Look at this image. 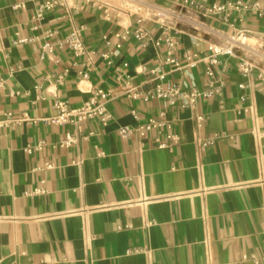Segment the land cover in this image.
<instances>
[{"label":"crops","instance_id":"crops-1","mask_svg":"<svg viewBox=\"0 0 264 264\" xmlns=\"http://www.w3.org/2000/svg\"><path fill=\"white\" fill-rule=\"evenodd\" d=\"M46 1L0 0V264H264V0H242L249 8L234 25L185 0H50L37 16ZM166 25L183 63L232 36L249 45L220 56L219 91L193 105L133 98L125 82L147 90L158 81L143 66L165 72L164 83L216 88L203 61L165 63L156 40ZM74 30L84 54L61 43ZM46 41L54 47L43 54ZM243 56L256 63L249 74ZM95 88L108 93V122L79 130L45 120L57 100L79 106ZM161 113L171 122L162 132L119 133ZM67 133L77 139L63 146Z\"/></svg>","mask_w":264,"mask_h":264},{"label":"built area","instance_id":"built-area-1","mask_svg":"<svg viewBox=\"0 0 264 264\" xmlns=\"http://www.w3.org/2000/svg\"><path fill=\"white\" fill-rule=\"evenodd\" d=\"M186 4H189L191 7L195 8L199 12L203 13L205 16H215L221 18L224 22L234 25L239 19V14L245 12L249 8V3L243 2L242 0H228L225 2H214L209 5H204L198 2L185 0ZM19 6H24V2L18 4ZM55 3L53 1H46L42 4L37 11V16H42L43 12L46 9L53 8ZM234 13L237 15L234 16ZM169 25H166L165 28V36L163 38H159L156 40L157 43L164 41L167 45V56L165 58V63L173 66L176 69H184L186 67L192 68L197 66L199 61H203L206 66V72L211 77V86L216 88L211 89H199L197 86L193 84H188L185 81L180 82H168L164 83L166 79L165 72H159L157 68H149L147 66H143V71L148 72L152 75H155L158 79L157 83L147 90H142L138 86L132 85L129 81L125 82L122 85V88L125 89L129 96L133 98H142L144 100H149L152 98H163L166 101L173 105L176 104L179 98L184 100V106L193 105L196 103L200 96L210 97L215 92L219 91V87L216 85V81L214 78L215 70L214 65L217 64L220 60V56L229 55L234 57H239V53L237 52V48L239 46H248L246 36L242 37H229L227 43L224 44H212L209 46L211 53L201 57L199 53H186L185 59L186 63H183L179 58L174 56L173 51L176 49L178 40L177 37L172 34L169 30ZM129 31L125 30L122 37L128 34ZM49 35H52V32H49ZM119 35V34H118ZM135 37L139 40H143L146 37V30L143 26H139L135 29ZM30 38H22L20 41L24 42L29 40ZM61 43H66L69 45L76 54H84L86 51V47L83 41L82 36L80 35L78 30H74L70 34L66 36V38L61 41ZM141 46H145L146 43L141 41ZM120 46V43L117 44ZM53 44L50 41H46L43 46V54L50 52L53 50ZM256 67V63L247 58L246 56L239 58V68L245 74H249ZM86 75V74H85ZM260 75L264 77V72L261 71ZM244 83H240V87H244ZM244 99V97H242ZM108 93L102 88H95L92 90L91 96L88 100H86L83 104L75 107L69 106L67 101L57 100L54 104L56 113L52 116H48L45 118L46 121L54 123V124H74L78 126L81 130V125H83L86 121L94 118H99L102 122L106 123L112 118V114L108 109ZM7 121L14 122L19 119L12 118V112H7ZM200 120L203 119V116H198ZM23 119L37 121V119L30 118L25 116ZM21 120V119H20ZM171 127V122L163 118V113L159 116H150L146 121L139 122L137 125H125L119 129V133L124 138H129L133 134L145 135L147 132L151 130H158L162 132L164 129ZM76 136L67 133L66 137L60 141L61 145H70L76 141ZM160 146H165L164 142L159 144ZM43 143H40L36 146H28L26 148L27 152H32L34 149L42 148ZM43 187H38L35 189V192H43ZM1 218V216H0ZM248 257V256H244Z\"/></svg>","mask_w":264,"mask_h":264},{"label":"rangeland","instance_id":"rangeland-1","mask_svg":"<svg viewBox=\"0 0 264 264\" xmlns=\"http://www.w3.org/2000/svg\"><path fill=\"white\" fill-rule=\"evenodd\" d=\"M107 1H113V0H107ZM115 1L117 3H121V4L126 3L128 5H135L136 7H138V6L142 5L144 2H146L147 0H115Z\"/></svg>","mask_w":264,"mask_h":264}]
</instances>
